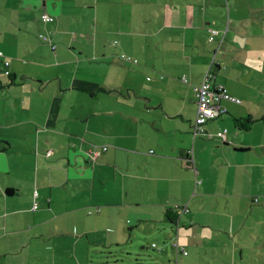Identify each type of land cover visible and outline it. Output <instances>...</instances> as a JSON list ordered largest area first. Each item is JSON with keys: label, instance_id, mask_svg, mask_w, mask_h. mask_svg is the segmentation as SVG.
I'll return each mask as SVG.
<instances>
[{"label": "crops", "instance_id": "1", "mask_svg": "<svg viewBox=\"0 0 264 264\" xmlns=\"http://www.w3.org/2000/svg\"><path fill=\"white\" fill-rule=\"evenodd\" d=\"M0 52V264H109L157 229L175 264H264V0H0ZM208 75L241 103L198 136Z\"/></svg>", "mask_w": 264, "mask_h": 264}, {"label": "rangeland", "instance_id": "2", "mask_svg": "<svg viewBox=\"0 0 264 264\" xmlns=\"http://www.w3.org/2000/svg\"><path fill=\"white\" fill-rule=\"evenodd\" d=\"M149 18V17H148ZM95 31V29L91 30V32L93 33ZM149 24H148V30H147V34H149ZM141 34H144V31L141 32ZM151 37V36H150ZM220 38V37H217ZM88 40V38H87ZM96 40V39H95ZM151 41V39H148ZM221 40V38H220ZM90 44H94V41H88ZM117 42L115 43V45L112 47L113 50L117 49ZM108 45V44H106ZM111 46V45H110ZM139 61V60H138ZM149 76V75H148ZM13 98H10V101ZM0 102L2 103V100H0ZM28 104V103H27ZM8 106L11 105V102H9V104H7ZM12 111H16L18 110V112L22 113V110L20 109V107L17 106V102L15 101L14 104H12ZM0 117L3 114H6L5 110H3V108H0ZM13 114H15L13 112ZM11 119V118H9ZM8 119V120H9ZM165 231V233H164ZM167 234V235H165ZM170 237L172 238V240H174L176 238V236L174 235V233L167 229V230H162V229H157L156 231L153 232H145L144 236L140 237L139 235L135 236L137 241H132L131 243H129V246H127L125 249H121L119 247H116L114 249H112V252H105L100 254L99 256H97V254H95V256L99 257L98 259H106L109 261V264H152V261H158L159 264H162V261L164 262H171V264H175V258L174 255H172L171 253V249H170V245L171 241L169 240ZM138 238V239H137ZM148 240V242L146 241ZM153 241L160 243L159 245L163 246L165 248H168V253H162L159 252L157 250H153L150 248V243H152ZM164 241V243H162ZM158 245V246H159ZM159 246V247H161ZM83 253H82V249H79V257H83ZM98 259H96L95 257V261H98Z\"/></svg>", "mask_w": 264, "mask_h": 264}, {"label": "built area", "instance_id": "3", "mask_svg": "<svg viewBox=\"0 0 264 264\" xmlns=\"http://www.w3.org/2000/svg\"><path fill=\"white\" fill-rule=\"evenodd\" d=\"M42 20L44 23L48 24L52 22V18L48 14H43ZM210 41H214L215 38H217L221 33L218 32L216 29H211L210 31ZM226 34V33H225ZM225 34H222L223 37H225ZM221 36V37H222ZM40 38L43 41H48V37L45 35H41ZM0 55H3V52H0ZM123 59L131 61L133 63H137V60H131L127 59L125 56ZM5 66H9V62L5 61ZM209 75L204 79V81L199 84L198 86L195 87V90L197 92L196 97H197V103H198V114H197V119L196 123L194 124V134L201 136L205 131H204V125L207 124L211 119H216L220 116V113L222 111L221 103L223 101H229L230 103L234 104H240L241 99L232 96L230 92L222 85H215L212 84V82L209 80ZM220 138L223 139V141H226V136L225 133L220 132L218 134ZM95 156L98 154L97 152H93ZM38 195V192H35V196ZM38 208L37 204L34 206V210ZM172 248L177 252V253H182L184 255H188V252L180 246V243L178 240H172L171 243ZM153 249H157V245L153 244L152 245Z\"/></svg>", "mask_w": 264, "mask_h": 264}, {"label": "trees", "instance_id": "4", "mask_svg": "<svg viewBox=\"0 0 264 264\" xmlns=\"http://www.w3.org/2000/svg\"><path fill=\"white\" fill-rule=\"evenodd\" d=\"M234 123H235L234 126L237 127L238 129H243L244 131H248L250 129V126L254 123V120H252L251 117H248L246 119L237 118L234 120ZM179 215L180 212L178 209H171L169 210L168 214H166V219L168 220V222H170V224H172V226L176 227L179 225V218H180Z\"/></svg>", "mask_w": 264, "mask_h": 264}]
</instances>
